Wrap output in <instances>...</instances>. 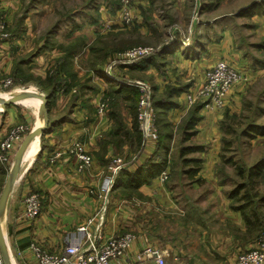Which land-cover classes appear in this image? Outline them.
Listing matches in <instances>:
<instances>
[{"label": "crops", "instance_id": "crops-1", "mask_svg": "<svg viewBox=\"0 0 264 264\" xmlns=\"http://www.w3.org/2000/svg\"><path fill=\"white\" fill-rule=\"evenodd\" d=\"M175 1H178V4L173 5V3H170V8L172 7L170 14L171 16L178 17V19L180 16V21L182 22L183 16L179 7L180 2L183 0ZM253 2L257 1L253 0L249 4ZM212 5H208L206 0H195V4H193V13H195L196 21L193 26L194 42L187 47L182 46V43L179 41L180 39L178 40V44L175 42L172 44L171 42L172 45L167 46L165 54L160 58L158 67L148 66L146 69L143 68L144 70L134 69L131 72L128 70V66L132 65L131 63L118 64L111 70V73L113 71L112 74L120 79L123 76L129 77L132 74L145 73L147 80L151 84L152 95L155 93L161 94L167 85L185 88L184 92L176 98V104L162 112L161 119L167 123V130L172 129L175 132L179 122L191 107L186 102V94L189 92L194 93V90L201 86L205 71L219 60L228 63L243 77V80L229 91L225 100L226 108L232 112L235 111L238 101L242 96L241 92L244 83L248 79L251 66L243 56V47H235L230 34L227 37L224 34L219 35L221 29L216 23L217 19L215 17L209 19L203 18L209 13L213 14L218 9V5ZM252 18L254 26L257 27V36L259 38L264 37V16L256 15ZM175 20L177 21V19ZM182 23L184 25V22ZM23 24L18 35L11 37V40L0 41V77L8 78L13 73L15 61H17V59L15 60L17 56L16 50L21 48L22 41L20 38L25 32ZM54 29H56L55 25L46 32L45 36L40 38L41 43L34 50L49 47L51 53L55 52L54 55L43 59L40 58V54L33 58H40L36 61V64H42L39 67L42 73L35 69L33 70L36 71L38 76L40 75L41 80H44L46 71L53 67L59 58V54L57 53L58 46H55L56 44L51 36ZM116 32L114 42H118L122 34L120 33V29L116 30ZM48 33L49 36L46 40ZM153 33L158 38L161 35L164 37L165 34ZM162 44V42L159 43V45ZM186 50H189L188 53ZM76 55L73 53L72 57L69 58L68 72L74 75L75 80L80 84L78 87L72 86L69 89L67 88L66 91L65 86L61 87L55 95L53 102L48 109L46 108L47 128L42 135L33 139L7 200L2 230L12 264H36L32 253L28 249L30 243L37 244L48 253L60 254L70 244L72 239L78 236V227L96 214H100L102 220L100 222L97 220L93 224L92 229L94 230L95 228V230L99 229L101 231L103 241L123 234L124 232L121 229L126 224H129L132 218L131 208L128 207L129 200L125 201L123 199L124 196L121 195L123 183H119L112 189L113 193L104 206L95 197L90 196L88 191L97 190L103 183L107 176L106 164L111 157H122L128 161L134 159V164L128 167V171L133 172L146 159L153 157L157 153V141L150 139L143 140L141 152L137 154V159H135L132 141L119 139L117 145L107 139V134L114 128V122L108 115L107 99L106 108L102 115L97 113V107L104 99V91L108 87L120 88L125 92L130 91V85L111 82L105 78V74L109 75L106 72L110 67L108 63L109 58H107L108 60L101 67L97 66L93 68L91 66L93 58L89 59L88 67H80L81 61H79ZM34 64V61L32 64L23 61L19 66L20 71L23 67L27 65L34 66ZM47 66L48 68H46ZM87 72L94 76L91 82L92 84L94 82L95 85H87L85 83L91 79L89 74H85ZM61 79H66L65 81H68V83L72 81L70 77L65 78L64 74H62ZM32 88L33 91L31 93L45 95L41 89L37 87ZM19 92L20 90L16 86L9 93L0 95L6 97L11 93ZM117 102V112L121 116L126 128H130V103L121 99H118ZM221 112V110L203 107L199 112L201 120L195 126L197 133L185 142V145L191 144L204 147L202 152L189 156V158H199L202 160L201 169L197 177L204 181V185L186 180L185 183L179 186L181 190L203 192L196 200L201 198L198 201L209 205L204 211V214L209 218L215 212L221 213L220 208L222 207L223 218L227 221L235 219L239 224L238 228L243 229L239 214L229 209V200L222 191L224 186L221 183L215 184L218 179L217 167L220 164L221 132L219 124ZM17 124L27 125L30 130L41 125L38 105L29 100H18L7 106L5 112L0 110V142L6 137L9 130ZM174 136L173 134L172 138L166 142L168 152L164 154L160 150V154L157 153L156 159H159L160 155H162V157L166 156V159L169 161L173 160L179 142ZM74 141L82 143L93 160L91 167L82 173L76 171L77 162L72 156L64 155L56 159L54 163L49 162L55 152L63 151ZM1 168L3 166L0 164V170ZM165 171L168 174L170 166L169 169L166 167ZM177 189L178 185L176 184L173 187L167 188L164 182H161L159 177H157L148 185H142L138 189V193L146 200L139 197L131 199L148 201L147 208L150 204L173 208L175 201L172 200V194ZM30 192H37L41 196V212L34 221L27 223L22 219L23 199ZM221 192L222 195L220 194L219 196ZM121 196L122 199L119 198ZM127 199H130V197ZM216 200H219V202H216ZM138 202L141 205H145L143 202ZM139 203L138 205H140ZM213 204L216 205L212 209ZM145 241L152 244L151 239L147 238L143 233H138L129 251L131 258L143 255L142 252L146 248H151L150 245L146 247ZM156 251L162 253L163 256L165 255L160 250ZM113 264H125V262L120 259L114 261ZM139 264H153V260L143 255L140 257ZM230 264H235V257Z\"/></svg>", "mask_w": 264, "mask_h": 264}, {"label": "rangeland", "instance_id": "rangeland-1", "mask_svg": "<svg viewBox=\"0 0 264 264\" xmlns=\"http://www.w3.org/2000/svg\"><path fill=\"white\" fill-rule=\"evenodd\" d=\"M32 1L0 0V20L7 27L8 25L10 26V31H7L9 33L7 40H11V32L17 25L18 17L23 18V14L26 16L23 21L24 24L22 22L25 31L20 38L22 46L19 50H16L17 56L15 60L17 59V61L30 56L36 49V46L41 43L40 38L45 36L46 32L54 25L56 29H54L51 36L56 44L55 46H58L57 53L59 57L64 54L63 50L75 46L74 53L77 54V58L81 61L80 67H88L89 59L97 57V53H100L105 46L112 47L110 45L111 39L109 38V34L115 35L118 29H120V33L122 34L119 37V41L115 44H129V47L122 52H111L109 60L107 59L109 62L118 53H123L133 48H157L160 47L159 43L161 42L163 43V47H165L170 46V43H174L175 41L176 44L180 41L183 47H187L194 42L193 26L196 21L195 13H193V4H195V0H183L180 2L179 8L182 11V22H184V25L180 21V16L178 19V17L171 16L170 14V9L172 8H170V3H173V5L178 4V1L175 0H132V22L128 25H122L117 18L120 0H39V3H32ZM252 1L221 0L217 2L216 0H206L208 5L217 2L218 9L213 14L209 13L203 17L204 19L211 17L217 19L216 23L221 29L219 35L224 34L227 37L230 34L235 47H243V56L251 66L237 108L232 112L224 105L221 110L219 124L220 130L222 121H225L223 124L224 128L230 124L233 130V133L226 137L234 139V141L230 150L224 152V157L232 159L235 165L244 168H248V166H251L264 156V136L253 138L244 136L241 133L243 128L249 124L264 126V37L259 38L257 36V27L254 26L253 18L238 16V11ZM255 1L264 2V0ZM258 16H264V8L261 9V14ZM175 19H177L178 24ZM106 25H110V29L105 32L103 31V27H106ZM153 32L165 34L164 37L161 35L158 38L154 36ZM67 37L69 38L67 39ZM176 37L180 40H174ZM60 47L62 49H59ZM54 53H51L50 48L47 47L41 49L39 54L40 58L43 59L54 55ZM38 59L30 61V64L34 61V66L27 65V68L23 67V74L18 72L14 75L12 73L8 78L0 77V80H7L10 84L6 89H0V94H7L16 86H18L20 92L24 89H27V92H32V87L39 88L41 78L40 75L36 74V71L42 73V70H39L42 64H36ZM85 74H89L91 78L90 81L85 83L87 85H95L94 82L93 84L91 82L94 76L89 72ZM105 76V78L112 82V79L107 74ZM132 76L135 78H131L130 81L138 80L151 86L145 73L132 74ZM19 79L23 81L27 80V82L24 85L15 84ZM103 80L105 81V79ZM101 85L103 86L102 83ZM158 96L157 93L154 94V98ZM226 111L229 112V115L226 116L228 119L225 120L224 118L223 120ZM170 130L172 131V135H175L174 138L179 139L177 129L175 132L172 129ZM156 131L158 137V126H156ZM5 168L9 171L10 165L3 166V169ZM222 168V173L226 179L224 182H220V179L224 178L218 174L215 184L221 183L224 186L222 191L225 195L231 192L237 185L247 183L246 178L239 179L235 175L232 165L225 164V167L223 166ZM174 171L177 173L178 169L175 168ZM169 183H177L178 185V189L172 194V200L175 201L173 208H166L158 204H150L147 208L148 201L131 199L138 197L139 193L138 196L131 194L129 196L130 199H127V192H122L121 194L124 196L123 199L125 201L129 200L128 207L131 208L132 213L131 221L121 231L124 232L123 234L130 233L135 237H137L138 233H143V235L152 241V244L145 241L146 247L150 245L152 250H160L165 254V264H230L234 257L236 260V257L240 253L252 248L259 238L264 237L263 235L254 236L255 238L253 237V239L248 238L252 239L249 243H245L246 239L243 237V229L238 228L239 224L235 219L227 221L223 218L222 207L220 208L221 213L215 212L209 218L204 214L205 209L209 205L198 201L201 198L196 200L203 192L181 190L179 185H182L185 181L180 182V176L176 174H174ZM113 187L114 184L108 193V201L113 193ZM254 187L255 191L259 193L264 192V172L262 176L254 180ZM252 193L253 191L251 190L250 194ZM220 194L222 195V192L219 193V196ZM119 198L122 199V196ZM139 198H142V196L140 195ZM131 200L134 201L131 202ZM138 201L143 202L145 205H141ZM216 202H219V200H216ZM215 205L213 204L212 209L215 208Z\"/></svg>", "mask_w": 264, "mask_h": 264}, {"label": "trees", "instance_id": "trees-1", "mask_svg": "<svg viewBox=\"0 0 264 264\" xmlns=\"http://www.w3.org/2000/svg\"><path fill=\"white\" fill-rule=\"evenodd\" d=\"M216 1L220 2L221 0H216ZM217 2L214 3L212 6H216ZM32 3H39V0H33ZM262 8H264V2H253L248 6L240 9L238 11V16L245 18H252L256 15L261 14ZM23 15H24L23 18L18 17L17 25L15 26L14 30L11 32V37L18 35L19 31L21 30L22 22L26 17L25 14ZM7 31H10L9 25L7 27ZM48 36L49 33L46 36V40L48 39ZM115 37L116 35L109 34V38L111 39L110 45H112V47L105 46V48L102 51H100V53L96 52L97 57H94L93 62L91 63V66L93 68L97 66L100 67L103 66L107 58H110L111 52L114 51L122 52L127 47H129V44H123V43L115 44L117 43L114 42ZM174 40H179V39L176 37ZM172 44L170 43V45ZM59 49H62V47H60ZM74 49L75 46L63 50L64 54L57 59L53 67L49 68L46 71L44 80H40L39 82L40 84L39 89H41V91L44 92L46 96L45 106L47 109L50 106V104L53 102L55 95L59 92L61 87L65 86V91H66L67 88L69 89L72 86L78 87L80 84L77 82V80H75L74 75H71L68 72L69 58L72 57L73 53L75 52ZM166 50H167V46L163 47V45L162 46L160 45L159 49L156 52L149 55L148 57H143L134 61L133 64L128 67L129 68L128 70L132 72L134 69H138L140 71L144 70L148 66L158 67V62H160L159 60L160 58L163 57ZM97 51L99 52V50ZM39 53L40 50H36L33 53H31L30 56L15 61L16 64H15V68L13 69V75L17 74L18 72L19 73L21 72V74H23V70L21 69L20 71L19 69L20 64L23 61H25L26 63H30V61L33 58L37 57ZM62 74L65 75V78L70 77L72 79L71 83L65 81L66 79L62 80L61 79ZM131 78H135V77L131 75L129 77L123 76V79L122 77L121 79L120 78L118 79H120L121 82L120 84H128ZM26 82L27 80L25 81L18 80V82H16L15 84L19 83L23 85ZM184 90L185 88L180 86H167L165 90L161 94H159L157 98H154V95H152V103L156 111V126L159 127V133L157 138V145H158L157 153L159 154H160V150H162L164 154L168 152L166 142L172 138V131L167 130L166 128V126H168L167 123L163 122V120L161 119L162 112H164V110L166 109H170L171 107H173L176 104L175 103L176 98L182 92H184ZM103 97L105 100L106 99L107 101L109 100L107 104V110L109 109L108 115L112 118L114 122V128L112 129L111 132L107 134V139L109 141H112L113 144H117V145L119 143V139H124L125 141H132L134 144V148H133L134 149L133 153L135 154L134 158L137 159L138 156L137 154L141 152V145L143 142V138L140 131L138 130V123L136 118V101H137L136 91L131 86H130V91H125V92L122 91L120 88L115 89L112 87H108L104 91ZM118 99H121L123 101H128L130 103L129 105V109H130L129 113L131 117L130 128H126L121 116L117 112ZM203 107L204 104L201 102H197L196 104L192 105L189 111L187 112V114L179 122L176 128L177 135H179V139H178L179 142L177 144V149L172 161L167 160L166 156L162 157V155H160L159 159H156L158 156L156 153L153 157L146 159L140 166L134 169L133 172H129L128 167L134 164L135 162L133 161L134 159L132 161L131 160L128 161L127 159L125 160L124 158L120 157L124 161V166L123 169L116 176L113 188H115L119 183L122 182L123 183L122 190L123 192H127L128 195L127 197H129L131 194H135L136 196H138L139 195L138 189L142 185H148L153 179L159 177L160 173L166 170V167L169 169V166H170V171H168L167 180L164 182L167 188L171 186L173 187L175 184L177 185V183H169L171 182V178L174 176V174L180 176V182L189 180L192 183L203 184L204 181L199 177H197V174L201 169L202 160L199 158H189V156L194 153L202 152L204 147L191 145V144L185 145V142L190 140L197 133V130H195V126L201 120V116L199 115V112ZM228 115L229 112L226 111L224 113L223 120L224 118L225 120H227L228 118L226 116ZM224 122L225 121H222L220 125L222 130V131L220 130L222 132V137L220 140L221 142V148L219 154L220 164L217 167V173L224 178V179H220V182H224L226 177H224V174L222 173L223 172L222 167L223 166L225 167V164H230L234 167L235 175L239 179L246 178L247 180L246 184L243 183L237 185L231 192H229L226 195V197L229 200V209L239 214L243 224L242 233L244 234L243 235L244 239H246L245 243H249L254 236L255 237L261 235L264 236V192L259 193L258 191H255V187H254V180L262 176L264 172V156L261 157L251 166H248V168L237 166L235 165V163H233L232 159H226L224 157V152L230 150L234 139L226 138L228 135L233 133V130L231 129L232 126L230 124L226 125L227 127L224 128L223 127ZM241 133L244 136H250L253 138L256 136L263 137L264 126L249 124L243 128ZM175 168L178 169L177 173H175L174 171ZM7 172L8 171L6 168L5 169L1 168L0 170V194L3 188V183L5 181ZM251 190L253 191L252 194H250ZM237 232L240 233L239 230H237ZM248 238H252V239H248Z\"/></svg>", "mask_w": 264, "mask_h": 264}, {"label": "built area", "instance_id": "built-area-1", "mask_svg": "<svg viewBox=\"0 0 264 264\" xmlns=\"http://www.w3.org/2000/svg\"><path fill=\"white\" fill-rule=\"evenodd\" d=\"M132 0H120L117 18L122 25H128L132 22L131 11ZM110 25L103 27V31H108ZM7 25L0 20V41L7 40L9 33ZM159 49L149 47H138L127 50L111 59L110 67L107 69L108 76L113 82L121 83L111 70L118 64H127L137 59L148 57ZM119 80V81H118ZM243 80L242 75L228 63L223 60L217 61L204 74V80L195 92L186 94V102L192 105L196 102L204 104L205 108L222 110L225 105L226 97L229 91ZM128 84L136 91V118L138 130L143 140L150 139L157 141L156 131V111L152 103V89L148 83L138 80L129 81ZM9 81L0 80V89H6ZM62 92V90H61ZM106 108V100H102L97 113L102 115ZM27 125L17 124L12 127L6 137L0 142V164L8 166L12 164L14 155L29 133ZM72 156L76 159V171L82 173L88 170L92 165V157L85 150L82 143L72 142L63 151L55 152L49 162L54 163L56 159L62 156ZM124 161L120 157H111L106 165L107 176L97 190H89L88 194L95 197L104 206L108 200V193L115 182L118 173L123 169ZM161 182L167 180L166 171L159 175ZM41 212V196L37 192H30L23 199L22 219L30 223L34 221ZM101 221L102 216L96 214L89 218L83 225L78 227V236L74 237L69 245L60 254H51L46 252L35 243L29 244V251L33 255L36 264H113L116 260H123L125 264H139L140 257L145 255L153 260V264H165L162 253L151 248H146L142 254L131 258L129 251L135 240V236L130 233L111 237L103 241L101 231L92 229L96 221ZM153 256H156L153 258ZM0 260V264H1ZM235 264H264V237L259 238L252 248L240 253L235 260Z\"/></svg>", "mask_w": 264, "mask_h": 264}, {"label": "water", "instance_id": "water-1", "mask_svg": "<svg viewBox=\"0 0 264 264\" xmlns=\"http://www.w3.org/2000/svg\"><path fill=\"white\" fill-rule=\"evenodd\" d=\"M18 100H37L38 103V110L41 117V125L35 127L34 129L30 130L29 133L24 137L23 141L21 142L20 146L18 147L8 174L6 175L3 188L0 194V260L2 264H12L10 255L7 250L6 241L3 236L2 224H3V217L4 212L7 204V200L12 189V186L19 174L20 167L24 160V156L31 145L33 139L37 138L38 136L42 135L46 128H47V109H46V96L39 95L36 93L27 92V89L19 93H11L6 97H2L0 95V110L5 112L6 107L9 106L11 103H14ZM156 256H153L155 258Z\"/></svg>", "mask_w": 264, "mask_h": 264}, {"label": "bare ground", "instance_id": "bare-ground-1", "mask_svg": "<svg viewBox=\"0 0 264 264\" xmlns=\"http://www.w3.org/2000/svg\"><path fill=\"white\" fill-rule=\"evenodd\" d=\"M29 101H32V102H34L35 104H37L38 105V101L37 100H29ZM30 147V146H29ZM29 149V148H28ZM28 151V150H27ZM26 154H27V152H26ZM26 154H25V156H26ZM25 156H24V158H25Z\"/></svg>", "mask_w": 264, "mask_h": 264}]
</instances>
